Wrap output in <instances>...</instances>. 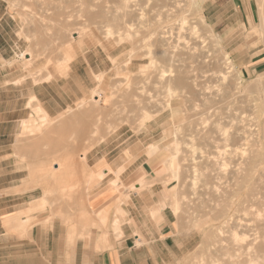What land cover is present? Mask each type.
<instances>
[{"label": "rangeland", "instance_id": "obj_1", "mask_svg": "<svg viewBox=\"0 0 264 264\" xmlns=\"http://www.w3.org/2000/svg\"><path fill=\"white\" fill-rule=\"evenodd\" d=\"M93 1L0 0L3 17L12 19L0 34L6 32L8 39L17 42L14 52H5L1 72L16 82L27 77L43 82V72H52L44 96L59 97L65 105L58 111L49 106L51 120L68 118L65 122L71 125L79 118L73 128L63 122L62 129L56 124L58 120L53 121L56 126L48 128L46 137H40L39 131L20 134V128L12 145L13 156L21 169L19 174L28 181L17 191L36 187L34 194L39 197L13 219L36 212L39 218H30L28 223L59 219L73 228L92 225L88 191L99 181L88 178L106 167L105 159L95 166L86 160L83 171L73 170V166L67 169L69 161L78 158L83 146L88 148L86 155L99 149H134L138 157L135 164L146 161L163 174L161 181L171 184L167 191L175 250L171 264H264V61L251 71L247 64L254 52H260L257 58L264 59V27L258 26L264 18V0H203L198 12L194 0H183L180 7H175L173 0H140L142 5L137 4L139 0H126L132 6L129 11L136 4L143 9L132 10V14H124L122 0ZM181 16L187 23L180 22ZM107 26L120 33L129 27L137 31L133 32L131 57V43H117L118 33L105 36ZM180 26L185 27L179 30ZM161 36L170 37L165 39L171 45L164 44ZM163 45L165 52L160 49ZM196 45L194 52L191 46ZM147 50L155 56V67H144L148 64ZM27 52L32 55L29 61L20 56ZM228 59L232 65L222 78L220 72L231 64ZM141 67L145 70L139 73ZM162 72L164 79L168 75L164 83L159 80ZM99 73L106 92L100 114H80L77 103L83 97L90 101L91 88L96 85L93 75ZM174 77L183 79L184 85H173ZM168 98L179 105L174 119L169 110H161ZM73 113L77 119L70 117ZM25 119L29 124L37 121L31 107ZM58 125L60 128H55ZM227 134L232 141H227ZM73 142L77 149L71 146ZM152 142L167 145L158 155L148 157L146 148ZM167 149L174 151L176 177L163 161L170 151ZM129 189H134L133 185ZM102 219L105 225L104 215L98 217L99 222Z\"/></svg>", "mask_w": 264, "mask_h": 264}, {"label": "crops", "instance_id": "obj_2", "mask_svg": "<svg viewBox=\"0 0 264 264\" xmlns=\"http://www.w3.org/2000/svg\"><path fill=\"white\" fill-rule=\"evenodd\" d=\"M3 14L0 12V29L12 22ZM6 35V32L0 34V65L6 59V51L10 53L17 49L16 40L8 39ZM259 55L260 52L249 54V71L255 70V65L264 61L257 58ZM0 76V264H171L175 254L172 245L173 219L167 194L171 184L161 181L159 178L163 174L155 172L146 161L135 164L138 157L134 149L118 152L99 149L86 155L92 166L101 162L102 157L113 169L123 166L116 182L121 193H117L111 185L114 179L112 173H107L102 182L100 180L88 191L87 206L92 214V225H76L73 228L59 219L45 224H39V220L24 226L20 223L26 218H39L36 212L29 217L13 219L39 197L34 194L38 189L36 187L17 191L28 180L19 174L21 169L15 164L12 149L15 136L20 132V122L30 109L28 96L33 95L40 101L48 114L52 112L50 105L58 111L65 104L59 97L45 98L44 86L50 82H34L27 77L18 83L1 70ZM125 150L127 157L123 154ZM140 167L148 175L143 187L137 181L141 175ZM131 184L134 189H129ZM119 194L122 201L120 198L118 206L122 213L116 210L115 197ZM121 194L127 197L123 198ZM164 198H167V203ZM160 203L162 208L158 207L152 215L153 209ZM123 211L125 215L121 216ZM97 213L98 217L105 216V225L99 222ZM114 219L122 223L118 224L121 232L112 227Z\"/></svg>", "mask_w": 264, "mask_h": 264}, {"label": "bare ground", "instance_id": "obj_3", "mask_svg": "<svg viewBox=\"0 0 264 264\" xmlns=\"http://www.w3.org/2000/svg\"><path fill=\"white\" fill-rule=\"evenodd\" d=\"M93 0H85V4L87 3H91ZM181 1H183V0H173V5L175 6V7H180V5L182 4L181 3ZM93 2H95V1H93ZM140 0H139V2L137 3V4H140ZM202 2H203V0H194L193 1V3H194V8H195V10H196V12H198V11H200L201 10V4H202ZM181 3V4H180ZM91 4H93V3H91ZM91 4H89V5H91ZM136 4V3H135ZM134 4V5H135ZM135 5V7H134V9H131V11H129L128 9L129 8H132V6H130V5H128L127 4V2H126V0H122V5L126 8V10H125V13L124 14H129V13H133V11L132 10H134V11H136V10H143V9H141V8H137L136 6H140V5H142V2H141V4L140 5ZM168 4H169V2H168ZM133 5V6H134ZM170 6H171V4H169V6H167V7H169L170 8ZM135 8H137V9H135ZM168 8V9H169ZM171 9V8H170ZM124 12V11H123ZM138 12V14H140L139 13V11H137ZM141 12V11H140ZM143 12V11H142ZM143 14V13H142ZM203 17V16H202ZM204 18V17H203ZM140 19V18H139ZM186 17L185 16H181V23L183 22L184 24L185 23H187V21H186ZM141 20V19H140ZM186 21V22H185ZM179 22V23H180ZM207 24V23H206ZM263 24H264V18L263 17H261L260 18V24L258 25L259 27H261V28H263L264 26H263ZM189 25V24H188ZM190 26H192V24L190 25ZM87 26H83L82 28H86ZM181 27L182 28H184L185 26H180V28H179V30L181 29ZM187 27V26H186ZM194 27V26H193ZM256 27V26H255ZM191 28V27H190ZM251 28H254V26H251ZM187 29V28H186ZM194 29H195V27H194ZM135 30V29H134ZM191 30V29H190ZM196 30V29H195ZM81 31V30H80ZM88 31V30H87ZM165 31V30H164ZM168 31V30H167ZM167 31H166V33H167ZM198 31V30H197ZM85 32V31H84ZM134 31H131L130 30V27L124 32V33H120L118 30H113L112 28H110V26L108 27L107 26V30L105 31V36H111V35H115L114 33H118V39L116 40L117 41V43H126V42H128V43H131V47H130V57H131V51L133 50V49H135L133 46H134V40H133V38H134V36L136 37V33H137V31H136V33L134 34L133 33ZM190 32V31H189ZM78 33H79V31H78ZM82 32H80V34H81ZM86 33V32H85ZM165 33V34H166ZM193 33H194V31H193ZM192 33V34H193ZM164 34V33H163ZM178 34H180V33H178ZM213 35V37L215 36L214 34H212ZM180 37L182 36V35H179ZM162 37V39L164 38V40H162V42L164 43V41L166 42V43H164V44H166V45H168L167 44V39H165V38H168V37H164V36H161ZM178 37V36H177ZM179 37V38H180ZM190 37H192L191 35H190ZM194 37V36H193ZM198 37V36H197ZM200 37V36H199ZM150 38V37H149ZM182 38H184L185 39V37H182ZM181 38V39H182ZM215 38V37H214ZM168 39H170V37L168 38ZM189 37H188V41H189ZM194 39H196L195 37H194ZM193 39V40H194ZM216 39H217V42H219V39L216 37ZM215 39V40H216ZM148 40V39H147ZM136 41V40H135ZM139 41V40H138ZM161 41V40H160ZM188 41H186V42H188ZM192 41V40H191ZM200 41V40H199ZM162 42H160L161 44H162ZM47 43V42H46ZM191 43V42H190ZM48 44V43H47ZM186 44V43H185ZM189 44V43H188ZM123 45V44H122ZM169 45H171L170 43H169ZM168 45V46H169ZM195 45V44H194ZM45 47H46V44L44 45ZM70 46H72V44L70 45ZM102 46H104L105 47V44L103 43V45ZM103 47V48H104ZM161 47V48H160ZM160 47H158V50H159V48L160 49H162V47H164L165 48V45H163V46H160ZM188 47V46H187ZM192 47V50L194 51V52H196V47H197V45L196 46H191ZM190 47V48H191ZM164 48L162 49V50H164ZM168 48V47H167ZM106 49H107V47H106ZM150 49H151V47H150ZM166 49V48H165ZM169 49V48H168ZM41 50V49H40ZM151 50H153V49H151ZM151 50H147L146 51V54H147V58H148V64L146 65V66H144V67H155V63H156V59L154 58L155 56L153 55H151V53H152V51ZM155 50V49H154ZM162 50H160V53H161V51ZM171 50H172V47H171ZM173 50H174V47H173ZM191 50V49H190ZM191 50V51H192ZM199 50V49H198ZM42 51V50H41ZM170 51V50H169ZM190 51V52H191ZM158 52V54H159V51H157ZM156 52V53H157ZM163 52H165V50L163 51ZM170 52H173V51H170ZM194 52H192V54L194 53ZM42 53V52H41ZM174 53V52H173ZM164 53H161V55H163ZM174 54H176V53H174ZM25 55H28V57H25ZM39 55H41L40 53H39ZM20 56L22 57H24L27 61H29L30 60V58H31V56L32 55H30L29 54V52H27V53H25V54H23V53H21L20 54ZM163 56H165V54L163 55ZM162 56V57H163ZM171 56V55H170ZM175 56V55H174ZM173 56V57H174ZM45 59H46V57H45ZM129 59V58H128ZM175 59V58H174ZM47 60V59H46ZM49 60H50V58H49ZM170 60H173L172 58L170 59ZM169 60V61H170ZM181 60V59H180ZM175 61L177 62V60L175 59ZM229 61H230V59H228V61H227V63H229ZM128 62V61H127ZM47 63V62H46ZM230 63H231V61H230ZM126 64V63H125ZM231 65H232V63L230 64V65H226V67H225V69L227 70V71H221L220 72V77H222V78H226L224 75L227 73V72H229L230 71V67H231ZM44 67V66H43ZM144 67H141L140 69H139V73H140V71H144L145 70V68ZM48 68V67H47ZM46 69V68H45ZM40 70V69H39ZM174 70V69H173ZM169 71V70H168ZM167 71V72H168ZM38 71H36V73H37ZM166 72V71H165ZM171 72H172V70H171ZM41 73V72H40ZM45 72H43V74H44ZM173 73V72H172ZM43 74H42V79L43 80H45V81H48V82H50L49 80H51L52 79V77H53V73L52 72H47V73H45L44 74V76H43ZM169 74V73H168ZM172 75V74H171ZM94 76V80L93 81H95L96 82V85H95V87H93V88H91V91H90V94H89V96H90V101H86V99H85V97H83V98H80V101L77 103V106H76V109L78 108L79 110L81 109V113L80 114H87V113H89V114H95L96 116H99V111L101 110V109H99V108H101L100 107V104H101V102L102 101H104L105 102V95H106V92H105V90H104V88L102 87V81H103V75H102V73H99V74H94L93 75ZM148 76V75H147ZM146 76V77H147ZM165 76V74H164V72H162V73H160V76H159V80H161V82H163V80H166V77L168 76H166L165 77V79L163 78ZM174 76V75H173ZM177 77V76H176ZM219 77V78H220ZM33 78V77H32ZM184 78V77H183ZM38 79V78H37ZM174 80H176L175 79V77L173 78ZM20 80H21V78H20ZM34 80H36L35 78H34ZM39 80V79H38ZM171 80H172V78H171ZM183 79H177L176 81H175V83L173 84V85H175L176 83H178V85L180 84V86L183 84V81H182ZM186 80V79H185ZM224 80V79H223ZM16 81H17V79H16ZM16 81H14V82H16ZM18 81H19V79H18ZM167 81H169V80H167ZM19 83V82H18ZM40 83V82H39ZM164 83V82H163ZM169 83H171V82H168V84H167V87H168V89L169 90H171L172 88H171V86L169 85ZM22 84V83H21ZM25 84V83H24ZM105 85V84H104ZM161 85V84H160ZM178 85H175V86H178ZM184 85V84H183ZM187 85L188 84H186V88H187ZM179 86V87H180ZM163 87H165V86H163ZM173 87V86H172ZM183 88H184V86H183ZM185 88V89H186ZM106 89V88H105ZM167 89V90H168ZM113 91V90H112ZM114 91H115V89H114ZM113 91V93H115ZM173 91V90H172ZM171 91V92H172ZM166 92V91H165ZM167 93V92H166ZM178 93V92H177ZM176 93V94H177ZM181 93V92H180ZM179 93V94H180ZM82 94V93H81ZM102 94H104L103 96H102ZM110 94H112V92H110ZM116 94V93H115ZM175 95V94H174ZM172 93H170V96L171 97H173L174 96ZM166 96H167V94H166ZM177 96V95H176ZM95 97V98H94ZM111 97V96H110ZM28 98H29V102L27 103V105H29L30 104V106L29 107H31L32 108V111H34V114L36 115L37 114V121L36 122H34L33 124H29V121L27 122V120L26 119H23V120H21V122H20V128L22 129V131H21V129H20V134L21 133H30L31 134V132L32 131H39V136L40 137H46V134L49 132V130L50 129H52L51 127H53L54 125H55V123H56V121L58 120L59 122H57L56 124H59V125H64L65 123L66 124H68L67 122H65V121H68V118H66L67 120H65V119H61V120H59V119H57L56 121L55 120H53V121H55V123L51 120V118H50V115L47 113V111L45 110V108L42 106V104L40 103V101L38 102V100L32 95V96H28ZM53 98V97H52ZM170 98V97H169ZM167 99L166 100V102L165 103H163V104H161V105H163L162 106V109L161 110H163V109H166V110H169V113H170V117L171 118H175L177 115H178V112H179V105L178 104H172V102L170 101V99ZM165 99V98H164ZM178 99V98H177ZM139 101V100H138ZM137 101V102H138ZM87 102H88V104H91V105H88L87 106ZM140 102V101H139ZM138 102V103H139ZM157 102V101H156ZM158 102H159V100H158ZM175 102V101H174ZM33 103V104H32ZM149 103V102H148ZM152 103H154V102H152ZM160 103H161V101H160ZM139 104H141L142 105V103H139ZM139 104H138V106H139ZM144 104V103H143ZM146 104V103H145ZM159 104V103H158ZM34 105V107H32ZM136 105H137V103H136ZM140 105V107H142ZM151 105H153V104H151ZM160 105V106H161ZM101 106H102V104H101ZM144 106V105H143ZM150 106V105H149ZM148 106V107H149ZM160 106H157V107H160ZM56 107H58V106H56ZM154 107V106H153ZM152 107V108H153ZM71 108L72 107H69L68 106V108L67 109H69L70 110V112H71ZM74 108V107H73ZM106 108V107H105ZM134 108V107H133ZM152 108H150V109H152ZM96 111H95V110ZM102 109H104V108H102ZM107 109V108H106ZM143 110H146V109H144V108H142ZM141 109V110H142ZM140 110V111H141ZM154 110V109H153ZM160 110V109H159ZM158 111V108H157V110H156V112ZM94 112V113H93ZM96 112V113H95ZM98 112V113H97ZM102 113H103V110L101 111ZM109 112V111H108ZM148 112V111H147ZM159 112V111H158ZM165 112V111H164ZM70 114V113H69ZM106 114H107V112H106ZM157 114V113H156ZM155 114V115H156ZM76 115V114H75ZM143 115V114H142ZM141 115V116H142ZM154 115V116H155ZM61 116V115H60ZM69 116V115H68ZM68 116H66L65 115V117H68ZM80 115H78V117H79ZM70 117H75L74 116V113L70 116ZM69 117V118H70ZM64 118V117H63ZM146 118V117H145ZM152 118V117H151ZM71 119V118H70ZM70 119H69V121H70ZM74 119H77V117H75ZM73 119V120H74ZM79 119V118H78ZM77 119V120H78ZM185 119V118H184ZM64 120V121H63ZM73 120H71V122L73 121ZM77 120H75V122L74 123H71V122H69V123H71V125H69L71 128H73V126H75V125H73V124H75L76 123V121ZM172 120V119H171ZM82 120H81V116H80V122H81ZM182 121V120H181ZM63 122H64V124H63ZM180 122V121H179ZM178 122V123H179ZM173 123V122H172ZM181 123V122H180ZM54 124V125H53ZM66 124L64 125V126H66ZM51 125H53V126H51ZM59 125L57 126V127H55V128H57L58 129V127H59ZM60 126L62 129L64 128L63 126ZM67 125V126H68ZM175 125V124H174ZM174 125H173V127H174ZM56 126V125H55ZM68 126V127H69ZM144 126V125H143ZM178 126V125H177ZM180 126V125H179ZM59 127V128H60ZM140 127V126H139ZM48 128H49V130H48ZM176 127H174V129H175ZM56 129V130H57ZM264 129V128H263ZM165 130L163 129V132H164ZM176 131H178V129H176V130H173L172 132H171V134H172V136H175V134H176ZM163 132H162V134H163ZM227 132V131H226ZM238 133V132H237ZM223 134V133H222ZM229 134V133H228ZM227 134V141L230 139L229 137L233 134V133H231L230 134V136ZM225 135V134H224ZM235 134H233V136H234ZM263 135H264V132H263ZM226 136V135H225ZM225 136H224V140H225ZM235 137V136H234ZM234 137H232L231 136V138H234ZM241 137V136H240ZM241 139H243V138H241ZM231 140V139H230ZM229 140V141H230ZM192 141V140H191ZM216 141V140H215ZM232 141V140H231ZM226 142V141H225ZM234 142V141H233ZM75 142H73V143H71V144H73V145H71V146H73L74 148L76 147V149H77V146H74V145H76V143L74 144ZM80 144V143H79ZM233 144V143H232ZM165 146L167 145V143H165L164 144ZM164 145H162V147L164 146ZM169 145V144H168ZM178 145V143L177 142H174V146H177ZM83 146V144L82 145H79V148L80 147H82ZM162 147L159 145V143H157V142H152L151 144H149L148 146H147V148H146V155L148 156V157H152V156H156V155H158L159 154V151H160V149H162ZM73 148V149H74ZM164 148V147H163ZM168 148V147H167ZM236 148H238V147H236ZM235 148V149H236ZM87 147H85V146H83L82 148H80V153H78V155H77V159H73V160H70L69 161V163H68V165H67V169H70L72 166H73V170H74V168H77V171L78 170H84V168H83V166L84 165H87V161H86V153H87ZM167 150H170L169 151V153L167 154V156H166V158H164L163 157V161L166 163V167H167V169H168V171L171 173V175L173 176V177H176V163H175V155H174V151L173 152H171V149H167ZM237 150V149H236ZM231 151H235L234 150V148H233V150H231ZM124 152V151H123ZM127 151L125 150V152L123 153V154H127L126 153ZM223 153V155H224V152H222ZM221 153V154H222ZM234 153V152H233ZM230 154V153H229ZM131 156V155H130ZM231 156V155H230ZM235 156V155H234ZM102 157V156H101ZM126 157H127V155H126ZM221 157V156H220ZM103 158V157H102ZM219 158V157H218ZM217 158V159H218ZM223 158V157H222ZM222 158H220V159H222ZM232 158V157H231ZM234 158V157H233ZM127 159V158H126ZM230 159V158H229ZM219 160V159H218ZM226 160V159H225ZM232 160V159H231ZM62 161V160H61ZM106 162V161H105ZM121 162V161H120ZM218 162H222L221 160L220 161H218ZM225 162V161H224ZM63 163V162H62ZM65 164H66V162H64ZM64 163H63V167L64 166H66V165H64ZM227 163V162H226ZM231 163V162H230ZM218 164V163H217ZM222 164V163H221ZM224 164V163H223ZM229 164V163H228ZM230 165V164H229ZM139 166V165H138ZM123 166H119V168H117V169H113V168H111L110 167V165L106 162V167H103V168H101V169H98L97 171H96V173H91L90 174V176H89V180H95V181H100L107 173H112L113 175H114V179H112L111 180V185H113L114 186V188L116 189V191H117V193L118 192H120L119 191V188L116 186V182H117V180L119 179L118 177H120L119 176V173H120V171H121V168H122ZM116 168V167H115ZM224 168V167H223ZM55 170H57L58 169V167H55L54 168ZM123 170V169H122ZM224 170V169H223ZM139 171H141V175H139L138 177H137V181L140 183V185H142V187H143V185L145 184V179H147L148 178V175L144 172V171H142V167H140L139 168ZM74 172V171H73ZM72 172V173H73ZM64 173H65V169H64ZM151 178H153V177H151ZM87 179V180H88ZM108 179V178H107ZM108 181V180H107ZM106 181V182H107ZM137 181H135V182H137ZM101 182H102V180H101ZM148 182V181H147ZM109 183V182H108ZM144 183V184H143ZM149 183V182H148ZM118 185V184H117ZM132 185V184H131ZM149 185V184H148ZM121 187V186H120ZM123 187H125V186H122V188ZM128 187V186H127ZM129 187H131V186H129ZM148 187V186H147ZM147 187H145V188H147ZM134 188V187H133ZM137 188H139L138 186H137ZM141 188V187H140ZM122 191V190H121ZM140 191V190H139ZM121 193V192H120ZM125 194V193H124ZM124 194H121V195H123L122 197L124 198V197H127V196H125ZM166 197V196H165ZM120 194L117 196V197H115V199H116V202H117V206H118V204L119 203H121V202H119V200H120ZM166 199L167 198H164V200H165V202H166ZM120 201H122V198H121V200ZM159 203V202H158ZM162 203V202H161ZM159 204L160 206H156L154 209H153V213H151L152 215L153 214H155L156 213V209L159 207V208H162V204ZM167 203V202H166ZM165 204V203H164ZM172 205H173V211L174 212H176V210H177V202H174V203H172ZM172 207V206H171ZM116 210H118V212H119V210H120V208H119V206L118 207H116ZM155 210V211H154ZM122 210H120V213H122L121 212ZM117 211H115L114 213H116ZM118 214V213H117ZM119 215V214H118ZM121 216L122 215H125V212L123 211V214H120ZM102 217V216H101ZM113 217L115 218L116 216H114L113 215ZM120 216H118V218H119ZM117 218V217H116ZM113 221V220H112ZM111 221V222H112ZM28 222H29V219H25V220H22L21 221V224L24 226V225H27L28 224ZM101 222H103V219L102 220H100V223ZM110 222V223H111ZM125 222V221H124ZM120 224H122V223H119L118 222V220H116V219H114V221H113V228L115 229V230H119L120 228H119V225ZM120 231V230H119ZM121 232V231H120ZM119 232V233H120ZM122 235H121V233H120V237H121Z\"/></svg>", "mask_w": 264, "mask_h": 264}]
</instances>
